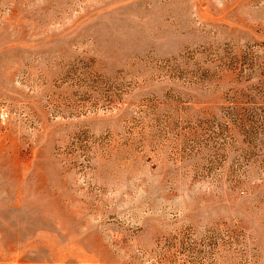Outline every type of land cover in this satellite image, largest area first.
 <instances>
[{
  "label": "rangeland",
  "instance_id": "374dc122",
  "mask_svg": "<svg viewBox=\"0 0 264 264\" xmlns=\"http://www.w3.org/2000/svg\"><path fill=\"white\" fill-rule=\"evenodd\" d=\"M0 264H264V0H0Z\"/></svg>",
  "mask_w": 264,
  "mask_h": 264
}]
</instances>
